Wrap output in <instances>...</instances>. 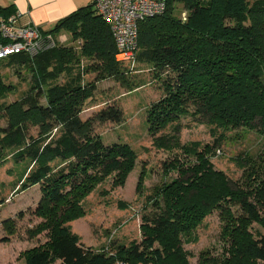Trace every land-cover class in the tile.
Wrapping results in <instances>:
<instances>
[{
    "label": "trees",
    "instance_id": "trees-1",
    "mask_svg": "<svg viewBox=\"0 0 264 264\" xmlns=\"http://www.w3.org/2000/svg\"><path fill=\"white\" fill-rule=\"evenodd\" d=\"M16 14L13 7H0L2 18ZM63 32L78 47L57 43L34 57L0 60V98L15 91L5 81L4 68L18 75L27 70L30 76L19 99L0 105L6 122L0 125V164L12 159L25 166L18 193L36 186L41 193L31 212L39 223L27 235L45 234L47 242L24 253L25 264H190L184 245L198 241L196 230L216 211L222 252L214 257L203 252L199 264L264 263V236L255 228L264 231V0H168L163 15L140 24L133 64L147 69L162 90L147 109L148 130L158 149L180 154L164 164L165 176H176L146 198L144 209L151 211L142 218L141 239L113 243L111 252L84 246L69 223L85 216L84 201L108 179L124 186L138 157L127 143L105 144L96 130L121 123V106L103 108L88 119L82 114L100 82L113 80L129 92L142 84L117 59L110 28L94 6L43 31L56 41ZM8 43L0 36V46ZM88 74L94 81H85ZM187 116L210 127L212 144H181L177 123ZM175 124L173 134L159 136ZM242 129L256 131L263 146L255 155L235 159L243 169L235 182L212 160L229 134ZM119 207L129 206L119 202ZM25 217L21 212L0 223L5 242Z\"/></svg>",
    "mask_w": 264,
    "mask_h": 264
},
{
    "label": "rangeland",
    "instance_id": "rangeland-1",
    "mask_svg": "<svg viewBox=\"0 0 264 264\" xmlns=\"http://www.w3.org/2000/svg\"><path fill=\"white\" fill-rule=\"evenodd\" d=\"M57 43L65 47L79 45L66 32L58 36ZM87 64L85 61L84 65ZM126 65L132 70L131 77L141 82L142 87L129 92L113 80L100 82L94 99L87 103L82 114L83 119H88L103 108L121 106L124 112L121 123L110 122L99 125L96 130L103 137L105 144L127 143L135 150L138 157L136 168L128 176L124 186H114L113 179H108L84 201L85 216L69 223L72 231L81 238L83 245L96 251L111 252L113 243L129 245L141 239L142 218L145 213L151 211L150 207L144 209L146 198L152 194L157 185L176 176L174 173L165 176L164 164L171 161L174 155L180 154L177 150L168 152L158 149L154 145V137L148 130L147 109L162 97L161 84L153 80L151 73L137 63H126ZM2 73L6 83L13 85L15 91L5 98H0V105L19 99L29 88L28 82L24 79L28 80L30 77L27 70H22L18 75L13 70L4 68ZM94 79V74L85 77L86 82ZM64 81L65 79L62 78L61 82ZM177 124L181 129L182 145L193 142L201 143L203 146L212 144L208 125L192 116L182 118ZM0 125L6 126L1 116ZM174 126L176 124L169 126L159 136L173 134ZM262 146L263 140L256 131L242 129L232 132L225 144L215 152L212 162L217 170L225 172L236 182L242 177L243 169L235 159L246 154L255 155ZM24 170L25 166L14 164L12 159L0 164V223L7 218H16L21 212L26 214L24 220L18 223V233L11 237L9 242L3 240L5 234L0 225V264H25L23 254L47 242L45 234L36 239H30L27 235V230L39 223L31 212L36 209L41 193L39 186L18 193L17 185ZM143 172L145 176L141 182ZM140 183H142L141 187H139ZM119 202L126 203L128 209H120ZM255 228L264 236L263 230L258 226ZM221 229L219 212H214L204 220L195 232L198 241L184 245L185 250L190 254V264H199L203 252H208L212 257L222 252Z\"/></svg>",
    "mask_w": 264,
    "mask_h": 264
},
{
    "label": "built area",
    "instance_id": "built-area-1",
    "mask_svg": "<svg viewBox=\"0 0 264 264\" xmlns=\"http://www.w3.org/2000/svg\"><path fill=\"white\" fill-rule=\"evenodd\" d=\"M168 0H94V9L109 26L118 56L123 63H134L138 50L140 24L163 15ZM0 36L9 43L0 46V60L16 54L35 55L54 48L56 39L36 25H20L18 15L0 17Z\"/></svg>",
    "mask_w": 264,
    "mask_h": 264
},
{
    "label": "crops",
    "instance_id": "crops-1",
    "mask_svg": "<svg viewBox=\"0 0 264 264\" xmlns=\"http://www.w3.org/2000/svg\"><path fill=\"white\" fill-rule=\"evenodd\" d=\"M87 6H94V0H0L1 8L13 7L20 25L33 24L43 31Z\"/></svg>",
    "mask_w": 264,
    "mask_h": 264
}]
</instances>
